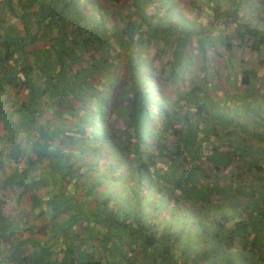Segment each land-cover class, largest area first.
<instances>
[{
    "label": "trees",
    "instance_id": "1",
    "mask_svg": "<svg viewBox=\"0 0 264 264\" xmlns=\"http://www.w3.org/2000/svg\"><path fill=\"white\" fill-rule=\"evenodd\" d=\"M263 51L264 0H0L4 264H264Z\"/></svg>",
    "mask_w": 264,
    "mask_h": 264
},
{
    "label": "rangeland",
    "instance_id": "2",
    "mask_svg": "<svg viewBox=\"0 0 264 264\" xmlns=\"http://www.w3.org/2000/svg\"><path fill=\"white\" fill-rule=\"evenodd\" d=\"M89 6H91V5H89ZM263 57H264V51H263ZM248 57V56H247ZM258 60H259V57H254V59H252V60H249L253 65H254V67L257 69V71H258V76H257V79L259 78L260 80H263L264 81V66L262 65V64H259L258 63ZM146 68H144V70H145ZM117 71V86L115 87V89H114V93H115V95H118V92H119V89H120V86H121V84H122V80L125 78V71H124V67H123V64H121L119 67H118V69L116 70ZM196 72V71H195ZM194 72V73H195ZM197 75H198V73H196ZM195 74V75H196ZM228 79V81L231 83V80H232V82H236L237 81V76H235V77H228V78H226V75L225 74H222V76H221V79L220 80H217L218 82H219V84H221V85H223V84H225L226 83V80ZM214 80V79H213ZM260 80H258V82H256L257 83V85L261 82ZM216 81V82H217ZM214 82V81H213ZM228 83V82H227ZM213 88V87H212ZM262 89H264V86L262 85V86H259L258 87V90H257V92H258V94H260V92L262 93ZM212 95L214 96L215 95V97H217L218 98V94L216 93H212ZM14 208V209H13ZM12 209H13V211L14 212H16V213H21V208H20V206L18 205V206H16V207H13ZM30 220H33V219H30ZM1 254H2V252H0V264H2L1 262H3V264L4 263H6L7 261H8V259L7 258H2V256H1ZM3 255V254H2Z\"/></svg>",
    "mask_w": 264,
    "mask_h": 264
}]
</instances>
